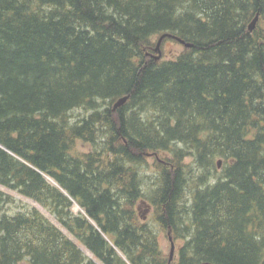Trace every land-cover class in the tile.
Instances as JSON below:
<instances>
[{
	"label": "trees",
	"instance_id": "trees-1",
	"mask_svg": "<svg viewBox=\"0 0 264 264\" xmlns=\"http://www.w3.org/2000/svg\"><path fill=\"white\" fill-rule=\"evenodd\" d=\"M0 185L93 257L0 192V264H264V0H0Z\"/></svg>",
	"mask_w": 264,
	"mask_h": 264
},
{
	"label": "rangeland",
	"instance_id": "rangeland-1",
	"mask_svg": "<svg viewBox=\"0 0 264 264\" xmlns=\"http://www.w3.org/2000/svg\"><path fill=\"white\" fill-rule=\"evenodd\" d=\"M181 50H182V47L177 45V43L172 42V41H165L160 45L161 57L164 59L172 57L175 53H179ZM89 113L90 112L82 110V109L74 110L72 112L71 121L77 122L80 119L86 117ZM75 148H76V152H78V154L88 152L92 149V147L90 145H88L84 142H77L75 145ZM148 166L149 167L145 168V172H144V180L147 183V184H145V188L146 187L150 188L152 186V184H150V181L148 178V176L152 175L151 171L153 170V166H155L154 159L152 157L149 158V165ZM0 192L3 195H5L6 197H10L13 200L12 203L9 202V203L4 204L3 209H4L5 213L14 214V213L19 212V211H25V210H30L32 208H35L48 221H50L56 227L60 228L59 224L56 222L54 217L52 215H50L44 208H42L41 206L34 203L32 200L25 198V197L19 195L17 192L12 191L10 189H7L1 185H0ZM137 207H138V212H139L138 214L140 216L141 221H143L145 223H149L151 225H154V224H152L153 223V208H152L151 204L149 202H147V200H140L137 203ZM71 210L73 213H78L77 212L78 208H76V206L72 207ZM60 229L68 238H70L72 241H74L78 245V247L84 252V254L87 257L93 258L85 250V248L80 243H78L70 234H68L62 228H60ZM168 237L172 238V242L174 244V251H173L171 259H172V261H175L178 257L179 248L181 246H183V244L185 243L186 240L184 238L175 239L171 236V234L168 235L167 232H159L158 233L159 245H160L161 250L164 252L166 257H168V255L170 254V248H171Z\"/></svg>",
	"mask_w": 264,
	"mask_h": 264
},
{
	"label": "water",
	"instance_id": "water-1",
	"mask_svg": "<svg viewBox=\"0 0 264 264\" xmlns=\"http://www.w3.org/2000/svg\"><path fill=\"white\" fill-rule=\"evenodd\" d=\"M256 21H257V16L255 17V19H254V20L251 22V24L249 25V27H248L249 31H252V30L254 29ZM167 37H171V36H170V35H167V34H163V35L160 36L159 39H158V42H157L156 48L154 49V52L156 53V57H155L156 60H159V59L161 58L160 45H161L162 41H163L165 38H167ZM176 40H177L181 45H184V47H186V48H190V47H192L191 44H185V43H184L182 40H180V39H176ZM126 100H127V97H123V98L119 99V100L115 103V105H114V109L117 108V107L122 106V105L126 102ZM217 167L220 168V161L217 162ZM39 173H40V172H39ZM40 175L43 176V177L49 182V184H51V185H55V183H54L51 179H49L48 177L42 175L41 173H40ZM169 242H170V245H171V248H170V254H169V259L171 260V257H172L173 251H174V244H173V242H172L171 237H169ZM200 264H213V263L203 262V263H200Z\"/></svg>",
	"mask_w": 264,
	"mask_h": 264
}]
</instances>
